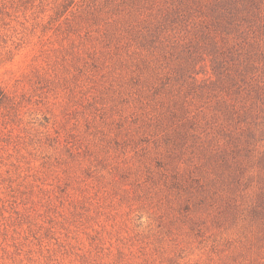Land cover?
<instances>
[{"label": "rangeland", "instance_id": "1", "mask_svg": "<svg viewBox=\"0 0 264 264\" xmlns=\"http://www.w3.org/2000/svg\"><path fill=\"white\" fill-rule=\"evenodd\" d=\"M0 264H264V0H0Z\"/></svg>", "mask_w": 264, "mask_h": 264}]
</instances>
